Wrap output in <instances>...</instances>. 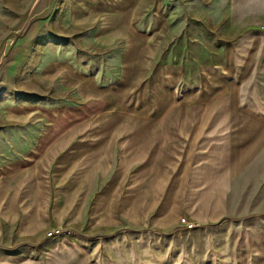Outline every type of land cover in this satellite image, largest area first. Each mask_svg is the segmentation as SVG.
Here are the masks:
<instances>
[{"label":"rangeland","instance_id":"rangeland-1","mask_svg":"<svg viewBox=\"0 0 264 264\" xmlns=\"http://www.w3.org/2000/svg\"><path fill=\"white\" fill-rule=\"evenodd\" d=\"M24 108L93 112L75 126L114 147L139 128L145 157L159 154L145 173L204 175L201 197L216 210L204 217L225 230L252 223L264 235V147L251 150L242 119L264 116V0H0V126L5 112ZM202 223L184 212L183 233L166 244L154 238L161 258L177 248L198 256L208 238L215 252L223 226ZM57 229L62 234L49 236ZM74 234L68 222L49 226L48 255Z\"/></svg>","mask_w":264,"mask_h":264},{"label":"crops","instance_id":"crops-1","mask_svg":"<svg viewBox=\"0 0 264 264\" xmlns=\"http://www.w3.org/2000/svg\"><path fill=\"white\" fill-rule=\"evenodd\" d=\"M87 113L75 108L5 112L6 125L0 126V264H264V235L255 234L254 224L232 223L225 230L224 223L204 217L216 212L207 196L201 197L204 175L192 181L186 174L160 176L152 167L145 173L159 154L145 157L139 128L125 133L118 139L123 143L114 147L108 137H93L92 128L75 126L80 117L94 114ZM242 119L248 120L243 126L251 131V150L262 149L264 116L250 112ZM147 141L161 145L158 138ZM243 152L238 159L248 149ZM116 156L118 167L113 166ZM129 165L131 171L125 168ZM184 212L203 220L202 227L223 226L215 252L209 250L208 238L198 256L177 248V255L161 258L154 238H164L166 244L165 238L183 233L179 219ZM63 222L73 225L75 241L48 255L53 241L45 230ZM149 237L151 249L144 251ZM129 238H134L130 250Z\"/></svg>","mask_w":264,"mask_h":264},{"label":"built area","instance_id":"built-area-1","mask_svg":"<svg viewBox=\"0 0 264 264\" xmlns=\"http://www.w3.org/2000/svg\"><path fill=\"white\" fill-rule=\"evenodd\" d=\"M182 221L187 225V227H189V228H193L194 224L189 223V222L187 221V219H183ZM60 234H62V232H61L60 229L52 230L51 232H49V236H56V235H60Z\"/></svg>","mask_w":264,"mask_h":264}]
</instances>
